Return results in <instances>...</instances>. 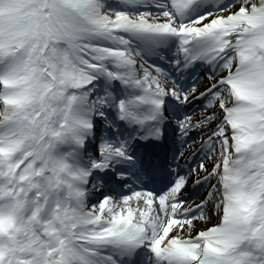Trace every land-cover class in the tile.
I'll return each instance as SVG.
<instances>
[{
  "label": "snow or ice",
  "instance_id": "obj_1",
  "mask_svg": "<svg viewBox=\"0 0 264 264\" xmlns=\"http://www.w3.org/2000/svg\"><path fill=\"white\" fill-rule=\"evenodd\" d=\"M0 264H264V0H0Z\"/></svg>",
  "mask_w": 264,
  "mask_h": 264
}]
</instances>
